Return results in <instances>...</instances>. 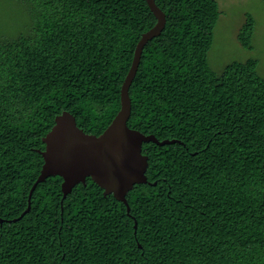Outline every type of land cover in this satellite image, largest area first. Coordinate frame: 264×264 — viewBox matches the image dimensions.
<instances>
[{
  "label": "trees",
  "instance_id": "1",
  "mask_svg": "<svg viewBox=\"0 0 264 264\" xmlns=\"http://www.w3.org/2000/svg\"><path fill=\"white\" fill-rule=\"evenodd\" d=\"M166 22L143 47L129 88L127 124L150 182L127 193L130 215L93 181L61 200V177L37 184L30 210L0 222V264H264V77L254 58L220 73L207 52L216 0H155ZM25 35L0 43V218L27 206L42 136L70 111L99 134L141 33L155 23L145 0H37ZM254 17L237 39L252 47ZM140 244V247L138 246Z\"/></svg>",
  "mask_w": 264,
  "mask_h": 264
},
{
  "label": "water",
  "instance_id": "2",
  "mask_svg": "<svg viewBox=\"0 0 264 264\" xmlns=\"http://www.w3.org/2000/svg\"><path fill=\"white\" fill-rule=\"evenodd\" d=\"M155 17V23L143 31L135 44L130 66L119 89V109L110 123L99 134L85 132L76 123L75 116L68 110L55 115L51 128L42 136L43 149H38L43 162L34 182L29 188L27 206L11 219L0 218V222H14L26 214L31 207V196L37 184L49 176L58 175L62 181L60 203L78 183H85L86 177L102 189L103 195L112 194L121 201L130 215L127 193L135 184L150 182L145 174L148 155L142 152V144L153 142L157 145L183 143L177 138L158 139L153 133L145 134L127 124L131 114L129 88L136 74L141 53L146 43L158 36L166 22L164 11L155 0H145ZM137 222L134 219V233ZM140 247V244H138Z\"/></svg>",
  "mask_w": 264,
  "mask_h": 264
},
{
  "label": "rangeland",
  "instance_id": "3",
  "mask_svg": "<svg viewBox=\"0 0 264 264\" xmlns=\"http://www.w3.org/2000/svg\"><path fill=\"white\" fill-rule=\"evenodd\" d=\"M216 1L220 13L207 52L209 66L220 73L232 61L254 58L257 73L264 77V0ZM36 4L37 0H0V43L29 32ZM246 13H250L255 21L250 49L244 48L237 39Z\"/></svg>",
  "mask_w": 264,
  "mask_h": 264
},
{
  "label": "flooded vegetation",
  "instance_id": "4",
  "mask_svg": "<svg viewBox=\"0 0 264 264\" xmlns=\"http://www.w3.org/2000/svg\"><path fill=\"white\" fill-rule=\"evenodd\" d=\"M87 181H92V179H91L90 177L87 176L86 179H85V183H82V184L85 185ZM80 183H81V182H80ZM78 184H79V183H78ZM76 185H77V184H76Z\"/></svg>",
  "mask_w": 264,
  "mask_h": 264
}]
</instances>
